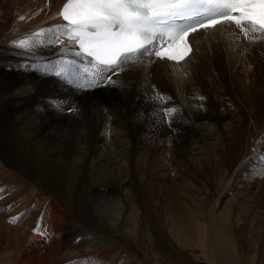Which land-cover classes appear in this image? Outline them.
Segmentation results:
<instances>
[{
    "label": "bare ground",
    "instance_id": "1",
    "mask_svg": "<svg viewBox=\"0 0 264 264\" xmlns=\"http://www.w3.org/2000/svg\"><path fill=\"white\" fill-rule=\"evenodd\" d=\"M61 1L62 0H1L0 2V177L3 176L5 178V180L0 183V246L5 245V248L2 247L4 252L5 250H9V248H11L13 252L20 254L18 259L22 256L23 258H27L26 262L29 260L31 261L34 258L33 264H51L54 262L53 260L59 259L56 255L50 257L49 255L45 256L46 254L44 255L45 257L39 258L38 253L47 240L45 239L46 236L44 237L47 228H52V225L54 226L56 224L54 218L59 215L61 209L63 211L67 210L73 216L72 218H75L82 228H86L87 231L89 230L88 232L86 231L87 233L93 234L92 231H104L105 225L103 224V221L98 219V217L93 214V211L88 204L89 200H87V197L96 196L104 190H99V188L91 186L96 185L98 182L97 179L101 178V173H96L97 171L94 172L96 173L95 177H97V179L92 178V184L88 189L87 197L85 196V191L82 189V177L80 174L77 176L75 175L77 170H79L78 168L82 167L85 159H92L93 157L99 155V144H96V139L98 134L103 132L104 125L113 127L111 131L115 133L118 140L120 139L118 136L120 134L119 132L122 130V135L128 139V142L132 141L130 143L132 147H135L136 150L143 149L144 155H153L151 150L147 147L148 145H141V142L144 141H139L137 135L133 133L135 127H131L129 121L127 120V116L130 119L135 118L138 126H142L143 123H151L152 119L156 116V114H154L156 110L154 109L157 105L153 99L148 97V95V98L144 102L139 100L137 103H134L133 105L131 104L132 100L139 97L135 91L141 86L151 85L153 87H157V89L159 88L163 90V94L158 95H163L167 98L164 102L172 103L173 100L176 99L186 103L182 105L183 107H187L192 105V103L187 102L185 98L192 92V81L193 109L187 108L191 111V113H193V122L195 125H198L196 122L200 119H202L201 121L205 120L208 122L211 118L221 116L228 117L230 119V125L233 127L232 130L236 129V126H238L237 124H243V126L239 128V132L236 137L244 135L247 136V138H244L247 140L243 142V144L240 139H237L236 141L233 140L231 143V147L235 144L237 148H241V156L238 166L246 163V160H248L251 156L257 155L258 153L264 154V40H253L245 37L240 39V37L244 35L234 24L226 22L220 23L215 28L199 30L190 36L192 52L182 62L175 63L155 59L153 57H144L141 65H137L131 71L125 69V73L112 79L114 81L113 83H107V80L98 79L97 84H101V82L106 83V93H99L100 90L95 91L97 87L94 86V92L89 93L87 91V93H84L83 89L78 86L83 81L80 73L78 79L71 82L72 84H70V86L61 82V84H59L60 87L56 88L51 84L52 82L47 83L44 80L45 77H47L46 75H52V77L55 76V71L57 69L56 61L60 62L61 60H71L75 61L77 65L85 61L84 64H81L85 67L88 66V60L84 57H78L75 55L77 48L72 43V45L70 44V47H68L67 51L64 49L61 51L62 44L59 43L58 45H49L47 43L41 45L33 41V46L30 49L25 50L16 47V42L29 37L33 33L39 32L42 29L46 30L62 23L58 16ZM27 2L31 5L37 3L41 4L42 2L47 3L50 15L52 14L53 16L48 18L50 16L48 13L44 18L46 19L45 21H47L45 24H41L39 19H36L34 22H30L29 24H32L31 27L37 23L40 25H37L36 29L33 30L25 27L26 25L20 26L17 24L18 22H15L14 24L13 20H10L11 17L14 18L15 14L19 11L18 8ZM64 41L69 43L66 38ZM243 63L246 65L248 63H252L255 65V68L252 67V72L249 70L246 72L245 68V71L243 70L242 72L240 70L236 73L232 72L235 68H237L236 66L241 67ZM201 64L203 65L201 69L195 68ZM149 66L150 74L148 76L139 75ZM21 70H23V73H21ZM36 75L41 76L43 79L33 84L31 83V77ZM132 75H134V77H132ZM131 77L133 79L131 81L132 84L129 82ZM229 77H231L230 80L228 79ZM56 78L61 79V81L65 80L66 83L67 81L69 82L70 79L68 77L56 76L54 78L56 82ZM56 82L53 83L56 84ZM205 84L211 86V89L207 94L202 91V87L207 88L204 86ZM75 86L76 89H74ZM115 86L118 87L117 90L113 89ZM126 87L130 88L128 92L125 90L127 89ZM77 88L83 92L77 90ZM170 92L175 95L174 99ZM191 96L192 95H190V97ZM198 96L201 99L198 98ZM239 96H242L241 98L243 99L249 100L251 107L255 108L254 111L248 114L250 121H253L249 129H247L246 126V120L248 119H245L243 109H238L234 106V100L237 98L238 107L239 103L242 105L241 100H239L241 99ZM190 97L189 99L191 100ZM207 98L210 101L207 100ZM160 103L162 102L160 101ZM223 103H225L224 107L226 103L231 105L234 104V108L228 109L225 107V113L217 112L218 110H221L220 108L223 107ZM49 104L50 106H55L57 109H62L64 107L65 111L73 108L72 115L75 116L78 113L81 117H84V129H81V132L83 133L85 139H88V143H86L87 141L85 140L86 144L84 145L83 139L74 140V136L77 133V131H73L74 124L72 125V132H68V139L69 142L72 143L73 150L69 149L70 146L68 144L64 143L63 137L59 140L56 133V125L58 122H55L58 120L50 117L47 111V107L51 109V107L48 106ZM104 112H107V115L111 117L113 116L115 121H112L108 116H106V118L102 116ZM50 127L55 135V144L52 147L50 155L56 156L55 162L59 163L63 160L67 161V159L70 158L75 160V162H73L72 165H69V167L55 162L50 164V162H45L42 161L44 159H40L39 154L40 152H43V149L38 143L47 139ZM119 143H121L120 140ZM82 145H84L85 148L81 147ZM140 145L142 146L141 148L139 147ZM123 150H125V148ZM164 153L165 151L163 152V156H165ZM136 154L141 155H138V157H140L141 166L148 163V166L151 167V165L155 162H157L156 164L162 162L159 158L152 157V159H150L142 156L140 153L136 152ZM126 155H129V151ZM167 155L169 156V162L171 161L172 163H175V166L173 165L170 168L176 167L180 171L181 169L179 164H177L178 160L175 158V154L171 156L168 152H166V156ZM244 155L245 157L242 160ZM174 159H176L175 162ZM108 161L109 157H106L101 162L103 163L102 169H104L103 175H108L112 172L111 167H113V163L112 161L108 163ZM193 161L197 164L201 161V159L200 157H196V161L194 159ZM247 166L249 167V165ZM39 168L42 171H40ZM200 169L204 172V164H201ZM210 171H212L213 175H217L215 169L211 166L205 168V176H207ZM29 172L31 173L30 176L28 175ZM135 172L134 179L140 183L141 181H145L146 183L145 186L143 185L141 187L145 193L140 192V198L144 208L151 206L148 203V196H146L151 183H157V189L160 187L162 190L165 187L170 189L171 186L174 185L172 182L173 179L169 180L167 178H163L161 180L156 174L157 170L154 175L151 174L148 176H146L148 171L144 174L145 171L142 170V167L139 171ZM116 174L118 176L117 181L120 182L119 185H122L125 181L123 179V175L120 170H118ZM208 176L210 175L208 174ZM110 181L111 180L105 183V188L107 187L108 190L114 188L112 182ZM182 182L183 180L181 183ZM127 183L128 184L126 185H129V182ZM175 183H177V181ZM185 184L186 182H184L183 186H178H182L184 189H187ZM33 185L40 188V190L44 191L45 194L48 195L49 204L46 203L48 206L46 205L45 208H41L40 212H34L32 210L34 206H36V203L40 205V201H38V199H40V193L42 194V192L38 190H35L34 192L33 189H31ZM72 185H74L73 188L71 187ZM209 187L211 188L213 185H210ZM226 187L227 186H222L220 189L217 187L220 191L219 193H223L222 191H225ZM67 189L68 192H66ZM186 191H188V189ZM142 194L143 199L141 197ZM223 202L225 203V201L222 200L221 204ZM216 204H218L217 201L213 204L211 212L215 208ZM180 205L183 207L185 203L182 202ZM224 205L227 204L225 203ZM175 208L179 209V205L174 207V210H176ZM167 210L168 212L174 213L172 216L174 221V218L178 216H176L174 210H172L171 205L167 207ZM180 210L182 209L180 208ZM44 211L47 214L44 213L43 215ZM78 211L81 213L82 220L85 222L78 221ZM144 213L146 212L144 211ZM86 216L90 219L89 221L95 222V225H89L88 219H85ZM186 219L187 218H185V220ZM185 225L183 227H185ZM172 226L174 227L173 224ZM58 228V226H55L52 232L54 233V231ZM115 229H117L116 226L114 227V230ZM186 229L187 228H185V230ZM30 230L33 232L35 231V234L28 238ZM212 231L213 230L210 232ZM36 233L37 236H35ZM66 234H69L70 238L68 240H70L72 237L71 230L69 229L63 231V236H66ZM177 234L178 232L176 235ZM184 234L185 233L181 234V239H184ZM108 237H105V239ZM117 240L119 239L117 238ZM143 240L146 242L145 239ZM120 243L124 244L123 242ZM204 243L206 244V242ZM180 245L183 244L180 243ZM140 246L139 248L140 251L143 252L142 254L147 252V249ZM104 247L106 248L103 252L99 250L100 248L97 249V255H101L97 258L101 261V263L106 264L107 262L109 263L112 261L113 258H111V256L115 249L109 247L107 242ZM67 253H70V251ZM64 254L66 253L64 252L63 255ZM207 255L208 252H205V257L208 260ZM116 256L119 257L118 252L115 253V257ZM109 257L111 260H108ZM141 259L143 258L141 257ZM138 261H140V259Z\"/></svg>",
    "mask_w": 264,
    "mask_h": 264
},
{
    "label": "rangeland",
    "instance_id": "2",
    "mask_svg": "<svg viewBox=\"0 0 264 264\" xmlns=\"http://www.w3.org/2000/svg\"><path fill=\"white\" fill-rule=\"evenodd\" d=\"M42 3L31 5L27 2L22 4L18 8L19 11L15 14V17L12 14L14 18L11 17L10 20H13L14 24L15 22H18L17 24L20 26L26 25L25 27L28 29H36L37 25H39L38 23L34 24L32 27V24L30 25L29 23L39 19L41 24H45L47 21H45L46 19L44 18L48 13L50 15L48 4ZM52 16L53 15L51 14L48 18H51ZM20 17H24V19L21 20ZM243 38L244 36L240 37V39ZM70 44L67 45L66 43H62L61 51H63V49L67 51ZM56 45H58V43ZM145 58L149 57L146 56ZM56 63V67H58L60 62L56 61ZM80 64H78L79 68ZM252 65V63H248L247 65L243 63V67L236 66L237 68H235L232 72L236 73L238 70L242 72L244 68L246 72L248 70L252 72V67L255 68V65ZM82 67L84 68V66ZM202 67L203 65L201 64L195 68L201 69ZM149 69L150 66L139 75L148 76L150 74ZM21 73H23V70H21ZM46 76L47 77L44 79L45 82H52L51 84L56 88L60 87L59 84H61V82L68 86H70V84H72L71 82H73H70L69 79V82L67 81L66 83L65 80H63V82L61 79L57 78L56 82L54 78L57 75L54 77H52V75ZM80 76L83 80L81 84L85 85L84 87H81L84 93H87V91L89 93L94 92V87H97L95 91L100 90L99 93L107 92V86H101V84L94 87L87 86L92 79V75L90 73L87 75L86 73L81 72ZM132 77H134V75H132ZM132 77L129 79L130 83L133 80ZM230 78L231 77L228 79L230 80ZM42 79L43 78L41 76H32L31 83H37ZM53 82H56V84ZM204 86H206L208 90L207 88L202 87V91L207 94L210 91L211 86L208 84H205ZM129 87H126V92L130 90ZM117 88L118 87L116 86L113 87V89L116 90ZM74 89H76V86ZM77 90L80 89L77 88ZM191 91L190 95L192 96L190 97V95H187L185 98L187 102L192 103L191 106L189 105L187 107L193 109L192 81ZM135 92H137L139 97L131 101L132 105L137 103L139 100L144 102L148 97L153 99L157 105L154 109L156 110L154 113L156 114L155 118L152 119L151 123H143L142 126H138L135 118L130 119L126 115L131 127H135L133 133L137 135L139 141H144L141 142V145H148L147 147L151 150L153 155H151L150 152V155H144L143 149L136 150L135 147H132L130 144L132 141L128 142V139L122 135V130H120V134L118 135L122 144L119 143L117 136L111 131L113 127L104 125L103 132H100L96 139V144H99H97L98 149L100 150V152H98L99 155L93 157L92 159H85L82 167L78 168L79 170H77L75 174L76 176L80 174L82 177V189L85 191L86 197L88 189L91 186H95L99 188V190L104 189L101 191L102 194L100 193L96 196L87 197V200H89L88 204L93 211V214H95L98 219L103 221V224L105 225L104 231H92L93 234L87 233L89 230L87 231L86 228H82L76 219L72 218L73 216L67 210L63 211L61 209L59 215H57L58 217L56 215V217L54 216L56 224L54 226L52 225V228H47L46 230L48 235L45 233L44 237L46 236L45 239L47 240L41 248L42 251L40 250L41 253H38L39 258H43L48 255L53 257V255H56L59 259L53 260L54 262L51 264H105L98 260L97 257H100L101 255H97V249L100 248L99 250L103 252L106 248L104 247L105 243L107 242V245L112 249H115V251L111 256V258H113L112 261L109 263L107 262L106 264H264V154L258 153L257 155L251 156L248 160H246L247 164L243 163L238 166L240 162L241 148H237L235 144L231 147V143L233 140L236 141L237 139H240L243 144V142L247 140L244 139L247 138V136L244 135L236 137L239 132V128H241L243 124H237L238 126H236V129L232 130L233 127L230 125V119L228 117L221 116L211 118L208 122L205 120L201 121L202 119H200L196 122L198 125H195L193 122V113H191L187 107H183L182 105L186 103L174 99L175 95L171 92V96L174 99L173 102L171 101L172 103L164 101L160 103V100L157 99V97L159 96L158 94H163V90L159 88L157 89V87H153L151 85L141 86ZM239 97L241 98L242 96ZM198 98L200 97L198 96ZM207 100L209 99L207 98ZM239 100H241L242 105L239 103L238 107V98L234 100L235 105H233L235 108L243 109L244 117L245 119H248L246 120V126L247 129H249L253 121H250L248 114L254 111L255 108L251 107L249 100L243 98ZM224 104L225 103H223V107L220 108L221 110H218L217 112L225 113V107L228 109L234 108L233 105L227 103L224 107ZM48 106H50V104ZM50 107L51 109L47 107L50 117L58 120L55 122H58L56 125V133L59 140L63 137L64 143L70 146L69 149L73 150L72 143L69 142L68 139V132H72V125L74 124L73 131H77L74 136V140L83 139L84 145L88 143V139H85L83 133L81 132V129H84V117H81L78 113L75 116L72 115L73 108L65 111L64 107L62 109H57L52 105ZM169 108H174L175 111L166 115L165 109ZM107 114V112H104L102 116L105 118L108 116L112 121H115L113 116L112 118ZM38 144L43 149V152H40L39 154L40 159H44L42 161H48L50 164H53L56 160V156L50 155V153L53 145L55 144V135L51 127L47 139ZM84 145L81 147L85 148ZM141 145L139 146L140 148L142 147ZM124 148L125 150H123ZM128 151L129 155L127 156L126 154ZM164 151L165 156H163ZM136 152L150 159H152V157L159 158V160L163 163L160 162L158 165L156 164L157 162H155L150 167L146 162V165L141 166L140 157H138L139 154H136ZM166 152H168L171 156L175 154L174 156L178 160L177 164H179L181 169L180 171L176 167L170 168L175 163H172L171 161L169 162V156H166ZM106 157H109L108 163L112 161L113 167H111V173L103 175L104 169H102L103 163L101 162ZM196 157H200L201 159V161L197 164L193 161V159L196 161ZM244 157L245 155L242 157V160ZM176 159H174V162ZM73 162H75V160L70 158L67 159V161L63 160L60 163H55H59L61 165L63 164V166L69 167V165H72ZM201 164H204V172L200 169ZM247 165H249V167ZM211 166L215 169L217 175H213L212 171H210L208 172L210 176H208V174L205 176V168ZM141 167L142 170L145 171V173L143 172L144 174L148 171L146 176L151 174L154 175L157 170L156 174L161 180L163 178H167L169 180L173 179L172 182L174 184L170 189L165 187L162 190L160 187L157 189V183H151V186L149 185V191L146 194L149 200L148 203L151 205L149 207L147 206L148 208H144L140 198V192L145 193L141 187L143 185L145 186L146 183L145 181H141L140 183L134 179L136 173L135 171H139ZM39 170L42 171L40 168ZM118 170H120L124 177L123 179L125 180L122 185H119L120 182L117 181L118 176L116 172ZM95 171H97L96 173H101L100 179L95 177ZM28 175L30 176L31 173L29 172ZM29 176L27 177L30 178ZM92 178H96L98 180L96 185H91ZM106 179L111 180L110 182H112L114 186L113 189L108 190L107 187L105 188V183L109 182V180ZM4 180L5 178L1 176L0 183ZM182 180L183 182L181 183ZM176 181L177 183H175ZM127 182H129V185H126L128 184ZM184 182H186L185 187L188 191L182 187ZM210 185H213V187L210 188ZM222 186H227L226 190L222 191L223 193H219V189ZM71 187L73 188L74 185ZM31 189H33L34 192L35 190L42 192L39 196L40 199H38V201H40V205L36 203V206L32 209L34 212H40L41 208H45L46 205L48 206L49 204L48 195L34 185ZM66 192H68V189ZM141 197L143 199V194ZM222 200H224L227 205H224V202L221 204ZM216 201L218 204H216L215 208L211 212L212 206ZM182 202L185 203L183 207L180 205ZM169 205H171L172 210H174V207L179 205V209L175 208L176 210H174L176 216H178L174 218V221L172 219L174 213L168 212L167 210ZM180 208L182 210H180ZM144 211L146 213H144ZM44 213L45 211L43 212V215ZM78 217L79 222H85L82 220V216L79 211ZM185 218L187 219L185 220ZM85 219L87 220L88 217L86 216ZM89 220L90 219H88L89 225H95V222ZM184 225L185 227H183ZM55 226H58L59 228L53 233L52 230ZM115 226L117 229L114 230ZM185 228L187 229L185 230ZM69 229L72 233L70 240H68L70 238L69 234L63 236V231ZM211 230H213V233L210 232ZM176 231L178 232L177 235ZM183 233H185L183 235L184 239H181V234ZM34 234L35 231L33 232L30 230L28 238ZM35 236H37V233ZM105 237L108 238L105 239ZM142 237L146 240V242L142 239ZM117 238L119 240H117ZM204 242H206V244ZM180 243L183 245H180ZM220 243L222 247L220 246ZM140 245L147 249V252L144 253L147 258L144 254H142L143 252L140 251ZM0 247V264H27V262L28 264H33L34 262V258L31 261L28 259L29 261L27 262V258L24 257V259L23 256L18 259L20 254H16V252H13L11 248H9V250H5L4 252L2 247L5 248V245ZM69 251L70 253H67ZM64 252L66 254L63 255ZM116 252H118L119 257H115ZM205 252H208V260L205 257ZM141 257L143 259H141ZM111 258L109 257L108 260H111ZM139 259L140 261H138Z\"/></svg>",
    "mask_w": 264,
    "mask_h": 264
},
{
    "label": "snow or ice",
    "instance_id": "3",
    "mask_svg": "<svg viewBox=\"0 0 264 264\" xmlns=\"http://www.w3.org/2000/svg\"><path fill=\"white\" fill-rule=\"evenodd\" d=\"M58 16L62 23L17 41L16 47L30 49L33 41L62 44L66 38L78 49L75 55L88 60L82 69L92 75L87 86H98V79L113 83L112 75L131 71L146 56L179 63L190 51V34L220 23L235 24L245 38L264 40V0H66ZM80 71L75 61L61 60L55 75L71 82Z\"/></svg>",
    "mask_w": 264,
    "mask_h": 264
}]
</instances>
